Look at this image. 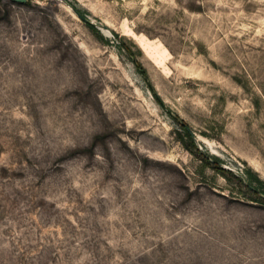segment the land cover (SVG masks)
<instances>
[{
  "label": "rangeland",
  "instance_id": "374dc122",
  "mask_svg": "<svg viewBox=\"0 0 264 264\" xmlns=\"http://www.w3.org/2000/svg\"><path fill=\"white\" fill-rule=\"evenodd\" d=\"M69 2L100 34L0 0V264H264V204L179 137L264 181V0Z\"/></svg>",
  "mask_w": 264,
  "mask_h": 264
},
{
  "label": "trees",
  "instance_id": "16d2710c",
  "mask_svg": "<svg viewBox=\"0 0 264 264\" xmlns=\"http://www.w3.org/2000/svg\"><path fill=\"white\" fill-rule=\"evenodd\" d=\"M69 5H71L73 8H75L81 15L86 16L85 12L77 6H75L74 3L69 2V0H64ZM88 27L94 31L97 34H100L99 30L95 27L93 24H87ZM128 54H131V50L129 48H124ZM137 68L139 69V72L143 75V77L147 80V72L146 70L140 65L136 64ZM183 134H180V140L186 145L187 142H189L192 146L193 151L200 155L203 162L209 166H212L214 169H216L219 173H221L224 177H228L229 175H232L236 177L239 183H241L245 188L254 194L257 198L258 202H261L264 204V181L261 180L257 174L254 172L248 170L245 177L237 176L233 174L231 171L225 169L222 167L219 163V159L214 156H210L208 154H203L201 150L197 147L196 140L194 136L188 131L187 127L182 124ZM186 147H189L188 145ZM189 149V148H188Z\"/></svg>",
  "mask_w": 264,
  "mask_h": 264
},
{
  "label": "water",
  "instance_id": "95a60500",
  "mask_svg": "<svg viewBox=\"0 0 264 264\" xmlns=\"http://www.w3.org/2000/svg\"><path fill=\"white\" fill-rule=\"evenodd\" d=\"M12 2H14V3H19V4H27L28 2H29V0H11ZM67 3V2H66ZM68 4V3H67ZM68 6H71V5H69L68 4ZM71 8L73 9V11L75 12V14L81 19V20H83L85 23H87V24H93V22H91V20L89 19V18H87L86 16H83V15H81L75 8H73L72 6H71ZM184 126H186L187 127V129H188V131L194 136V134H193V132L191 131V129L187 126V125H185L184 124ZM262 197H264L263 195H262Z\"/></svg>",
  "mask_w": 264,
  "mask_h": 264
},
{
  "label": "bare ground",
  "instance_id": "6f19581e",
  "mask_svg": "<svg viewBox=\"0 0 264 264\" xmlns=\"http://www.w3.org/2000/svg\"><path fill=\"white\" fill-rule=\"evenodd\" d=\"M108 32V31H107ZM111 35V34H110Z\"/></svg>",
  "mask_w": 264,
  "mask_h": 264
}]
</instances>
